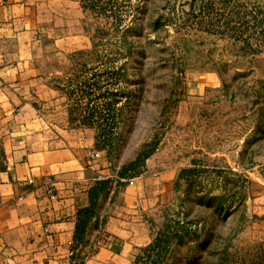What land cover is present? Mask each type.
Masks as SVG:
<instances>
[{"label":"rangeland","instance_id":"374dc122","mask_svg":"<svg viewBox=\"0 0 264 264\" xmlns=\"http://www.w3.org/2000/svg\"><path fill=\"white\" fill-rule=\"evenodd\" d=\"M85 3L89 49L50 64L69 69L55 81L96 130L107 174H183L153 206L156 246L137 264H264V165L252 166L264 154V0Z\"/></svg>","mask_w":264,"mask_h":264},{"label":"crops","instance_id":"0c3cea01","mask_svg":"<svg viewBox=\"0 0 264 264\" xmlns=\"http://www.w3.org/2000/svg\"><path fill=\"white\" fill-rule=\"evenodd\" d=\"M85 5L0 0V264H134L156 235L153 206L181 183L179 170L132 184L107 174L96 130L58 87L69 69L50 61L89 49ZM263 165L256 156L252 166ZM254 202L264 213V186ZM92 207L101 222L80 234Z\"/></svg>","mask_w":264,"mask_h":264},{"label":"trees","instance_id":"16d2710c","mask_svg":"<svg viewBox=\"0 0 264 264\" xmlns=\"http://www.w3.org/2000/svg\"><path fill=\"white\" fill-rule=\"evenodd\" d=\"M84 2H85V0H83ZM86 4V3H85ZM86 6V8H88V5H85ZM91 9H94V8H91ZM85 123V125H89V124H87V122H84ZM100 147V146H99ZM183 177V174H182V176H181V174H180V179ZM93 209V207L91 208V209H88V210H92ZM87 210V211H88ZM82 224H83V222H80V229H78L79 231V233L80 234H83V230H82ZM156 242H157V240H156ZM156 246V244L154 243V244H150V245H148L147 247H145L144 249H143V251H147V250H149V248H154ZM140 260V258L138 257V258H136L135 259V261H134V264H137L138 263V261ZM155 264V263H154Z\"/></svg>","mask_w":264,"mask_h":264},{"label":"built area","instance_id":"2783aa9c","mask_svg":"<svg viewBox=\"0 0 264 264\" xmlns=\"http://www.w3.org/2000/svg\"><path fill=\"white\" fill-rule=\"evenodd\" d=\"M95 157L98 158L99 157V154H96ZM130 183L132 184L133 181L131 180Z\"/></svg>","mask_w":264,"mask_h":264}]
</instances>
